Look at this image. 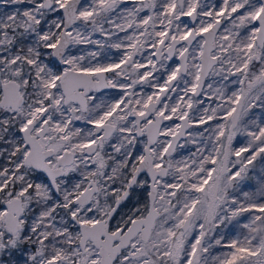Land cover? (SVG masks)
Instances as JSON below:
<instances>
[{"label": "snow or ice", "instance_id": "1", "mask_svg": "<svg viewBox=\"0 0 264 264\" xmlns=\"http://www.w3.org/2000/svg\"><path fill=\"white\" fill-rule=\"evenodd\" d=\"M0 8V264H264V0Z\"/></svg>", "mask_w": 264, "mask_h": 264}, {"label": "rangeland", "instance_id": "2", "mask_svg": "<svg viewBox=\"0 0 264 264\" xmlns=\"http://www.w3.org/2000/svg\"><path fill=\"white\" fill-rule=\"evenodd\" d=\"M10 11H12V8H0V16H2L5 12H10ZM98 38H100V37L98 36ZM250 118L264 119V113H262L259 109H254L252 111V113H250ZM245 142H246V138L243 135H240L234 140L233 143H234V146H240V145L244 144ZM188 147H191V146H188ZM188 147H186L185 149H181L177 158H179V156H187L189 154ZM250 183L255 185V181H251ZM245 190L251 191L253 189L246 188ZM245 216L247 217V214H245ZM241 219H242V222H247L246 219H244V218H241ZM232 231H233V234L238 233L240 231V226H235L232 229Z\"/></svg>", "mask_w": 264, "mask_h": 264}, {"label": "flooded vegetation", "instance_id": "3", "mask_svg": "<svg viewBox=\"0 0 264 264\" xmlns=\"http://www.w3.org/2000/svg\"><path fill=\"white\" fill-rule=\"evenodd\" d=\"M216 2L218 3L219 0H216ZM96 38H98V35H97ZM78 47H80V48H84V47H86V46H78ZM110 55L112 56L113 59H118L119 56H120V52H118V51H116V50H111V51H110ZM116 91H117V90L105 89V90H102V93H97V95H98V96H99V95L111 96V95H113ZM146 91H151V90H150V89H146ZM78 126H80V125H78Z\"/></svg>", "mask_w": 264, "mask_h": 264}]
</instances>
